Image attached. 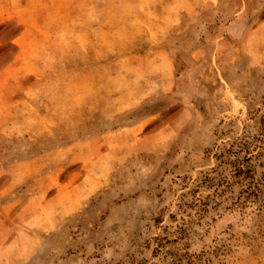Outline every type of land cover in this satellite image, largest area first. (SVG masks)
<instances>
[{"label": "rangeland", "instance_id": "rangeland-1", "mask_svg": "<svg viewBox=\"0 0 264 264\" xmlns=\"http://www.w3.org/2000/svg\"><path fill=\"white\" fill-rule=\"evenodd\" d=\"M0 264H264V0H0Z\"/></svg>", "mask_w": 264, "mask_h": 264}]
</instances>
